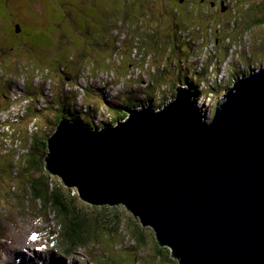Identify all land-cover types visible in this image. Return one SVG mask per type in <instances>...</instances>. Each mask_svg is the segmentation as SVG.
<instances>
[{"label":"water","instance_id":"obj_1","mask_svg":"<svg viewBox=\"0 0 264 264\" xmlns=\"http://www.w3.org/2000/svg\"><path fill=\"white\" fill-rule=\"evenodd\" d=\"M176 93L115 126L61 122L46 169L88 204L123 205L178 264H264V64L212 117Z\"/></svg>","mask_w":264,"mask_h":264},{"label":"rangeland","instance_id":"obj_2","mask_svg":"<svg viewBox=\"0 0 264 264\" xmlns=\"http://www.w3.org/2000/svg\"><path fill=\"white\" fill-rule=\"evenodd\" d=\"M86 1L87 0H21L14 4V0H11L12 5L10 4L9 10L5 12V5L3 4L2 0H0V11L2 12L1 17L9 18L12 21V24L10 25L4 24V22L0 20V47L4 43H12L11 40L14 34L13 26L17 21H23L26 22V24L36 22L39 28L41 27L44 29L45 27H47L48 22L49 24L51 23V21L47 20L46 15L51 17L53 12L55 11L58 16V18L56 19V26L61 25L60 32L57 31V41L65 45V51L75 52L72 45H77L80 49L83 50V54L85 55L82 60L78 58H72L70 64L66 62L64 66H62L64 74L62 73V68L59 69V65L61 64L60 60L62 59V57L58 56L54 58L52 56L48 61L49 67L45 64L43 65L44 69L45 67H47L50 71H44L40 69V67L42 66L38 65L37 63L31 62V49L29 46H27L26 48L20 46L19 49L15 50L16 52H9L10 54L6 58L7 60L0 61V70L4 74L17 73L18 70L20 71V74H18L19 77L17 81V89L15 88L17 91L14 90L15 94L20 96V93H23L25 83L27 87L29 86L27 89L35 88L34 90H39L41 94L46 97L44 98V100H39V102L43 106L42 108H39L41 109L40 112H37L39 110H35V108L33 111L30 110V112H28L29 114H27L28 117L26 119L28 121H25L24 123L19 122L20 125L18 126V128L13 127L14 135L15 131H17L16 133L26 132V135L24 133V136L22 137V140L24 141L21 143V148L19 147V144L16 143V140H19V136L14 137L6 129H3L4 124H0V256H2L0 264H17L22 262L24 257H26L27 262H22V264H28V261H30V259L28 258V255L24 253V251L29 252V256H34L35 253L33 252V250L39 253L35 256L40 257L38 259H35L34 262H29V264H44V260L49 261L50 264L52 262V257L55 261V264L59 263L61 259V264H178L176 258H173L168 247H160L159 245H157L156 240L153 236L154 232L152 228L142 227L140 225V221L138 219H135L134 216L123 205L113 206L118 209L109 206H90L91 204H88L79 197V193L76 188L66 187L59 176L52 175L50 172H48V174L44 171L45 166L43 165V160L39 158L41 154H38L39 156L35 154L33 157L38 161L41 160L42 162V168L36 170V172H33L31 174L33 177L26 176L23 172L26 168V162H23L24 165L22 164V166L20 167L16 166V163H12L14 159L13 154L22 153V150H24V154L22 155L21 160L25 161L29 159L26 149H29L34 145V142L32 141L33 134L30 132L31 128L37 127V132L41 137L51 133L52 123L55 121V117L60 114V109L63 108V105L59 102V93L63 94L65 92L63 98L69 95L73 96V92L76 93V97L78 96V100L74 95L73 102L72 99H68L67 104L69 102H72L73 105L74 103H76L75 105L77 106L83 103L80 106H84L85 108L95 107L99 109L98 111L94 109L95 114L93 115L95 116L94 120L97 124L101 123L102 120H110L111 117L108 115L107 109L109 108V105H111V103L121 104L124 97L128 99L132 95V93L130 92L131 87H139L140 85H138V83L141 84V81L135 80L134 77L132 81L124 78L122 82L125 88L123 86L120 89H118V87L120 86L116 88L110 86L107 88L108 90H119V94L112 99L107 92L105 93V90L103 91L104 93H102V91L100 90L102 88L98 86L99 83L96 79L97 77H100L102 75L107 76V71H112L113 68L119 69L120 64L124 62L126 63L129 60L130 62H132L131 58L129 57H131V54L135 55V53H131L130 50L135 44L134 41L139 43V40L138 38L130 40L128 38L129 34L127 29H130L132 27L137 29L136 32L134 31L130 33V38L136 36H139L141 38L144 45H146V50L140 49L141 54L144 55L145 52L149 53L151 49H155L153 47L155 40L151 39V42L149 38L155 36V32L160 29L159 26L163 25V20L158 19L157 15V18H152L150 15H148L151 8L148 2H146L145 10L143 12L141 10H134V18L131 20L132 22L125 23L126 25L128 24L127 26L117 20L111 21V24L113 26L112 35L111 38H107L110 40V48L105 52H101L98 50V48H100L101 43H103L101 36H103V33L107 29L108 23H106V20L104 19L95 21L93 19L91 8L88 14L85 15L84 11L91 7L86 5ZM99 1L100 5L105 4L104 0ZM105 1L107 4V0ZM209 1L211 2L213 7H216L218 1L221 5V11L219 13H216L215 10H206L203 17L200 18L199 24L205 23V26H203V28L206 29L207 34L211 35V39L209 43L205 41L202 44L201 39L204 37L205 32L203 30H200L198 32V37L195 36V41L198 43L194 45V47L198 50H203L205 46L206 50H204V52L200 54V56L205 61H207L209 65L213 62L211 64L210 70H216L215 65L217 63L219 64V68L221 70H228L227 72H230V66L240 64V61L243 58L241 54L243 53H245L246 57H249V51H251L252 61L254 63L252 61H249L248 59H245L242 60L241 64L251 66L252 62V69H258L260 67L259 63L264 64V27L244 30L239 25L241 24L243 26L244 20H246L245 17H250V13L248 11L245 12V6H243V4H250L253 2L254 6H256L254 8V11L257 8V10L260 11L264 9L261 8L262 4L264 5V0ZM235 5L236 8L234 11H237V16L233 13ZM112 7V9H115L114 11L116 17L119 18L124 15L126 4L123 3L119 6ZM255 14L256 16H262V12H255ZM141 15L145 17L142 18ZM240 15L241 18H243V21H241L240 24L238 23L237 29L235 30V32H232L233 24L230 26L228 22L231 18L233 19L234 17V19H239L237 17H240ZM146 16H148L149 18H147ZM138 18L140 20H143L144 23L139 21ZM31 27H35V25L31 24ZM236 37H240V39L234 40ZM69 42L72 43L70 44ZM56 49L57 48H54L53 50L55 51ZM178 49H180V52H182L181 47H179ZM225 50L227 52L228 50H230L229 56H227V60H223L226 56ZM156 52L158 55H152V53H150L151 57H149L150 60L147 61L146 65V59L142 60L146 68H144L142 62L138 60L134 61L133 64L140 69L139 71L136 70V72H140L143 68L145 70L144 74L142 75L144 78L142 76L138 77V79L143 81L147 80L150 83L148 85L144 84V87H149V85L152 86L153 80H155L156 78V82L154 83L155 85H157L156 89L154 88V86H152V88L149 87L146 93H151L155 89V93L158 97H160L161 94H164L166 97H168L166 98L167 103H171V99L173 97L172 93H174L175 88L172 85V83H174L173 73L170 72L168 75H166V73L162 77H159L160 79H157L156 74H154V70L157 71L158 68H161V65L163 63L161 55L162 53H164L163 57L166 62H172L173 60L176 61L177 56L175 55L176 59H173L172 54L169 51H163L161 49H157ZM237 55H239L240 58H237ZM65 56L66 57L64 59L68 61L69 57L67 55ZM92 56H94V58H92ZM77 60L83 61L82 68L75 66V62ZM94 62H97V64L100 66L98 67L96 64L98 70H100L101 73L96 75V78L92 79L91 63L94 65ZM7 64L9 65L8 67H2V65ZM228 64L229 66H227ZM125 65L128 66L129 64L126 63ZM197 66H200V64H197ZM26 67L28 69L27 72L24 71V68ZM33 67L39 69L35 70ZM73 69H76L75 72H73L75 74L71 73ZM236 69L237 67L234 66L232 68V72L234 71L235 73ZM184 73L186 74V76L190 74L189 79L191 80L195 76L194 68L189 66L188 64L184 68ZM119 74L124 76V73L121 69L119 71ZM224 76L225 75H221L220 78L223 79ZM241 76V74L238 75V77ZM3 77L5 78V76L0 73V82H2ZM5 81H8V79L6 78ZM29 81L31 82V85L27 83ZM74 82L75 84H73ZM220 83L223 85L222 81ZM89 84L93 85L91 86V88L94 90L87 91L85 99L83 92L85 93L87 87L90 86ZM233 84L230 85L231 87H229V89L232 88ZM142 91L143 90L141 88L139 94L142 95V98L140 100L143 101L144 93H142ZM125 92H127L128 94L125 95ZM217 95L218 96L216 104H214L213 99H204L202 103L198 104V108L202 111H206L208 109L212 110V108L217 105V102H219L224 96L223 92L220 90L217 91ZM5 96H7L6 89L3 86H0L1 104H6L7 101L5 99ZM10 96L13 100L20 98L15 97L11 93ZM34 97L35 96H32V98ZM132 97L134 96H131V98ZM45 99L52 101L50 103L49 101H45ZM152 103L155 104L154 102ZM21 105H23L24 107H28L27 102H22ZM158 105L159 104H155V106H152L156 109L157 107H159ZM31 106H34L33 103L31 104ZM101 107H105V110H101ZM86 110V113H88L89 109ZM110 111L112 114H116L115 109L110 108ZM213 113L214 110L210 114V117L211 115L213 116ZM23 114L24 112L20 113V111L16 109H10L8 111V115H13L15 117L21 116ZM8 115L0 116V123L3 120L8 119ZM33 121L34 123H32ZM35 121H37V123H35ZM125 121L126 120L124 119L123 122ZM28 122L30 123L27 124ZM2 123H4V121ZM15 160L17 163L19 162V159L15 158ZM11 164H14L12 178L9 177L11 176L10 172L12 171ZM42 175L48 176L52 185L59 189L68 198V201H73V204L76 206V208L79 207V209L83 211L82 215H85V217H92L88 212V210H90V212L93 213L94 220H96L97 223L100 224V226L105 225V223L109 220V223L104 228H100V231L98 233L99 236L97 237L98 241L94 239H91L90 242L89 239L82 241L80 240L76 244L71 246L67 255L61 252L60 241L62 238V234L65 231L63 225L64 217L58 219L57 215L53 212H50L49 214L48 210H46V208L41 205L40 202L35 201L32 196H30L29 191L27 190L30 182L33 180L41 179L40 177ZM11 187H15V193L13 195L9 192ZM24 195L25 197H27L25 198ZM115 211L121 214H118V218L113 220ZM107 215L110 216V219H108ZM113 225L117 226V230L116 228H112ZM120 228L121 230H119ZM136 228H141L140 232H143L145 234V236L147 237L146 241H138L137 244L132 241L133 238H136ZM31 237H35V239H31ZM12 246L17 248L18 250L13 249ZM48 252H53L52 256L51 253ZM44 253H47V255H42ZM169 253L171 257L169 256ZM41 256L43 257V259Z\"/></svg>","mask_w":264,"mask_h":264},{"label":"trees","instance_id":"obj_3","mask_svg":"<svg viewBox=\"0 0 264 264\" xmlns=\"http://www.w3.org/2000/svg\"><path fill=\"white\" fill-rule=\"evenodd\" d=\"M18 1H21V0H14V4H16ZM2 2L5 5L4 10L6 12V8L7 9L9 8V6L11 4V0H2ZM86 2H87L86 5L91 6V7H89L86 11H84L85 15L88 14V12L90 11V8H91V10H92L91 12L93 14V19L95 21L100 20V19H104V20H106V23H108L107 29L103 33V36H101L103 43H101L100 48H98V50L101 52H105L110 48V43H109L110 40L107 38H109V37L111 38V35H112L113 26L111 24V21L117 20V21L122 22L123 24L132 22L131 20L134 18V15H135L134 10H141L143 12L145 10L146 2H148L149 6L151 8L148 15H150L152 18L156 17V15H157L158 19L163 20V25L159 26L160 29H158L155 32L156 37L154 36V37L149 38L150 41H151V39L155 40L154 45H153V47L155 49L154 50L151 49L152 52L150 51L149 53L145 52L144 55L141 54L140 49L146 50V45H144L141 38L139 36H136V35H135L136 37L130 38V33L134 32V31L136 32L137 29H135L134 27L127 29L128 34H129L128 38L130 40H134V38H138V40H139V43L134 41L135 44L133 45V47L130 50V52L131 53L134 52L135 55L134 54L132 55L130 53L131 57H129V58H131L132 62H130V60L128 62H126L129 64L128 66L125 65L126 63L124 62V63L120 64L119 69L113 68L112 71H107V73H108L107 76L109 78H113V79L118 80L116 82H120V81L124 80V78L132 81L133 77L135 78L136 70H138V71L140 70L139 67H137L133 64L134 61L138 60V61L142 62V60L146 59V62H145V65H146L147 61L150 60L149 59V57H151L150 53H152V55H158L156 51H157V49L158 50L161 49L163 51H165V50L169 51L172 54L173 59H176L175 55L177 56L176 61L173 60L172 62H170V61L166 62L164 57H163L164 53H162L161 54L162 55V62H163L161 65L162 69L157 67L158 70L156 71L153 68V70L155 72L154 74H156L157 79H160L159 77H162L166 73H167L166 75H168L170 72L173 73L174 83H172V85L175 88H174V93H172L173 97L171 100H175L176 95H177L176 92L178 89H184V90H186V92L188 91L190 93V95L192 97H194L195 99H197L201 95V93H200V87H201L200 83L201 82L196 78H193L192 80L189 79L190 74L186 76V74L184 73V68L186 67L187 64L194 68V64H192L190 62L191 60L195 59V57H194L195 54L192 53L193 51L200 55L205 50V46H204L203 50L202 49L198 50L197 48L194 47V45H196L198 43L195 41V36L198 37V32L200 30L201 31L203 30L205 32L204 37L201 39L202 44L205 41L208 43L210 42L211 35L207 34L206 29L203 28V26H205V23L204 24H199V23H200V18L203 17L206 10H211V11L215 10L216 13H219L221 11V5L218 1H217L216 7H213L209 0H204V3H202L201 0H133V1L132 0H107V4H106V1L104 0L105 4H103V5H100L99 0H90V1L87 0ZM101 2H103V1H101ZM123 3L126 4V9L124 10L125 13L123 16L118 18L115 16V11H114L115 9H112L113 8L112 6H119L120 4H123ZM258 5H257V7H258ZM243 6H245V12L248 11L250 13L249 14L250 17H248V18L245 17L246 20H244L243 26L240 24V22L243 21V18H241V15H240V17H237L239 19H234L235 17L233 19L231 18L229 20L228 24L230 26L233 24L232 32L233 31L235 32V30L237 29L238 23L240 24L239 26H241V28H243L244 30L251 29V28L256 29L258 27H264V9L258 11L257 10L258 8H257L254 11V8L256 6H254L253 2L250 4L244 3ZM235 8H236V5L233 9V13H234V15L237 16V13H236L237 11L236 12L234 11ZM261 8H264L263 4H262ZM255 12H257V13L262 12V16H256ZM1 13L2 12L0 11V16H1ZM21 17H20V19H21ZM46 17H47V20L51 21V23L49 24V22H48L47 27H45L44 29L41 27L39 28V26L36 22L26 24V22L20 21L22 29H26V30H24V33L31 34L35 38V39H32L31 38L32 36L26 37V39L29 38V39L34 40L32 42L35 43V44H32L30 47V49H31L30 50L31 51L30 52V55H31L30 59H31V62L37 63L38 65L42 66V67H40L41 70L48 71L49 69L47 67H45V69H44L43 65L45 64L46 66H48V63H49L48 61L52 56L54 58L60 56V57H62V59L60 60V63L62 65L61 64L59 65V67H60L59 69L62 68V73H63V67L62 66H64V64L66 62L68 64H70V62L72 61V58L73 59L78 58V59L82 60V58L85 55L83 54V50L80 49L77 45H72L75 52L74 51H65V45L63 43H61V42L59 43L57 41V31L60 32V30H61V25L56 26L57 25L56 19L58 18L57 13L54 11L51 17H49L48 15H46ZM141 17L143 18L145 16L141 15ZM146 17L149 18L148 16H146ZM2 20L1 21L4 22V24H10L9 20H8V22H5V19H2ZM138 20L141 21L142 23H144L143 20H140L139 18H138ZM31 24L35 25V27H31ZM244 27H248V28H244ZM159 30H160V33H159ZM36 31H39V32H36ZM244 34H246V33H244ZM160 37H162V38H160ZM238 39H240V37H236L234 40H238ZM127 41H129V40H127ZM69 43L71 44L72 42H69ZM177 45H178V47H177ZM179 47H181L182 52H180V49H178ZM54 48H57V49L54 51L53 50ZM67 48H68V46H67ZM229 52H230V50H228V52L226 51V56L223 60L227 59V56H229ZM179 54H180V56H179ZM65 55H67L69 57L68 61L64 59L66 57ZM73 55H75V56H73ZM94 56H92V58H94ZM241 56H243V58L241 59L240 64L242 63V60H245V59H248L249 61L252 60L251 51H249V57H246L245 53L241 54ZM45 58H46V60H45ZM111 58H113V57H111ZM237 58H240V56L237 55ZM81 60H77L75 62L76 67L82 68V62L83 61H81ZM252 62H251V66L242 65V64L241 65L236 64V65L230 66V70H229L230 72H228V74L230 73V75H229V77L226 78V82L228 81L229 87H231L230 85H232L234 83V81L239 78L238 75H240V74L244 75V74H247L249 72V70L253 66ZM96 64H97V62H94V65L91 63V65H92V67H91L92 79L96 78V75L101 73L100 70H98V68H97V66L98 67H100V66L98 64L96 66ZM142 64H143V62H142ZM145 65L143 64L144 68H146ZM259 65H262V63H259ZM234 66L237 67L235 73H234V71L232 72V68ZM33 68L35 70L39 69V68H35V67H33ZM144 68L141 70L142 72L145 71ZM120 69L123 71L124 76L119 74ZM206 69L207 68L205 67V70ZM75 70L76 69H73V71H71V73L75 74V73H73V72H75ZM93 70L96 72H94ZM194 70H195V68H194ZM24 71L25 72L28 71L27 67L24 68ZM161 72H162V74H161ZM12 74H20V71L18 70L17 73H12ZM183 77H185V78H183ZM197 77H198V75H197ZM202 77L203 76L201 75L200 78H202ZM155 82H156V78H155V80H153V85H152L156 89L157 85L154 84ZM27 83L29 85H31L30 81ZM2 84H3V81L0 82V86H3L6 89V94L9 96V98H8V101L6 102V104H1V102H0V115L5 114L12 107H16V106H19L17 109L20 111V113L24 112L23 115L18 116V119L16 122L8 123V121H7L3 125L4 126L3 129H6L11 135H13L14 137L19 136L18 137L19 140H16V143H18L19 147L21 148V146H22L21 143L24 141V140H22V137L24 136V133L26 135V132L16 133L17 131H15V135H14L13 127L18 128V126L20 125L19 122L24 123L25 121H28V120H26V118L28 117L27 114H29L28 112H30V110L33 111L35 108V110H37V109L39 110L37 112H40L41 109H39V108L40 107L42 108L43 106L41 105L39 100L40 99L43 100L45 97H44V95L41 94V92L39 90L38 91L34 90L35 88L27 89L29 87L28 86L24 89V93H20L21 98L14 101L13 99H11L10 93L14 92V90L17 91L16 90L17 88L15 89L14 88L15 86H12V85L9 87L7 85L5 86ZM73 84H75V82ZM138 85H140V83H138ZM152 86H150V87L152 88ZM223 86H225V85H223ZM221 88H222V86H221ZM155 89L151 93H145L143 101L140 100L142 98L141 95H140V99H137L138 94L134 95V97L131 98V96H133V94H132L130 96V98L129 99L126 98L127 101H125L122 104L111 103V105H109V108L107 109L108 112L106 111L108 113V115L111 117L110 120H106V121L102 120L101 123H97V124H96V121L94 120L95 116H93L95 114L94 107H93V110L92 111L89 110L88 113H86L83 110L84 106L82 107L83 109L81 108L78 110V108L76 106L71 104L73 102L74 95L76 96V93L73 92L72 93L73 96L69 95V96H65L64 98H63V95L65 92L63 94L59 93L58 94L59 102L63 105V108L60 109V114H58L55 117V121L52 123L51 133L46 134L45 136L41 137V136H39V134L37 132V130H38L37 127L31 128L30 132L33 134L32 141L34 142V145H33V147L26 149L29 159L25 160V161L21 160L22 155L24 154L23 153L24 150H22V153H14V154L12 153L14 156L12 163H16V166L20 167V166H22L23 162H26V168L24 169L23 172L25 173L26 176L33 177L31 174L33 172H36V170L42 168L41 160L38 161L36 158H33V157L35 154L36 155L41 154L40 156L39 155L38 156L40 159L43 160V165L45 166L44 171L48 173L49 171L46 169V159L49 155L48 140L57 131L58 126L61 122L82 124L85 127L92 128V129H94V128L102 129V127H105V126H114L118 122L123 121L124 119L127 120L128 116L126 114V111H128V110L138 109L140 107L146 106L147 103L151 107H152V105H155V104H159L158 105L159 108L163 107L167 103L166 98H168V97H166L164 94L163 95L161 94V96L158 97L155 93ZM10 90H11V92L9 93ZM28 90H31V91H28ZM91 90H94V89H92L91 85H90L89 87H87V90H85V93L83 92L85 99H86L87 91H91ZM217 90H219V88L216 85H214L213 92H210V96L216 94ZM101 91H102V93H104L103 90H101ZM148 92H149V90H148ZM203 95H204V97L207 96L206 93L205 94L203 93ZM32 96H35L36 98L35 97L32 98ZM63 99H64V102H63ZM68 99H72V102L71 103L69 102L67 104ZM46 101L47 102L49 101L51 103L52 100L47 99ZM22 102H27L28 107H23L21 105ZM152 102H154L155 104H153ZM32 103L34 106H31ZM166 105H168V103ZM31 108H33V109H31ZM110 108L115 109L116 114H112L110 111ZM97 111H98V109H97ZM29 123L30 122H28L27 124H29ZM33 123H34V121H33ZM35 123H37V121H35ZM1 124H3V123H1ZM15 158L19 159L18 163L16 162ZM19 163H21V164H19ZM11 165H12V171L11 172L9 171L10 175H11L9 177L12 178L13 177V165L14 164H11ZM40 178L41 179H39V180L31 181L27 190L29 191L30 196H32V198L35 201L40 202V204L43 205L46 208V210H48L49 214H50V212H53L54 214L57 215L58 219L64 217L63 225H64L65 231L62 234V238L60 241L61 252L63 254L67 255L69 253V249L71 248V246H73L74 244H76L80 240L82 241V240L89 239V242H90L91 239H94V240L98 241L97 237L99 236L98 233L100 231V228H102V227L104 228L109 223L108 222L109 220L105 223V225L100 226V224H98L97 221L94 220L93 213L90 212V210H88V212L90 213V215L92 217H85V215H82L83 211L81 209H79V207L76 208V206L73 204V201H71V202L68 201V198L59 189H57L56 187H54V185H52L48 176L42 175ZM14 191H15V187H11V189L9 190V192L12 195L15 193ZM24 197H25V195H24ZM90 206L113 207V206H117V205H93V204H91ZM113 208L118 209L116 207H113ZM84 211H86V210H84ZM116 212L117 211H115V216H114L113 220L118 218L117 216L119 213L117 212V214H116ZM107 217H108V219H110L109 215H107ZM112 228L113 229L116 228V230H117L116 225H113ZM140 229L141 228H136V232H135L136 238H133V240H132V241H134L135 244H137L138 241H146V239H147L145 234L143 232H140ZM119 230H121V228ZM153 236L155 238V235H153ZM155 240H156V238H155ZM156 243H157V245L160 246V244L158 243L157 240H156ZM170 251H171V249H170ZM171 254H172V252H171ZM169 256L171 257L170 253H169ZM172 256H173V254H172ZM177 263H178V261H177Z\"/></svg>","mask_w":264,"mask_h":264},{"label":"clouds","instance_id":"obj_4","mask_svg":"<svg viewBox=\"0 0 264 264\" xmlns=\"http://www.w3.org/2000/svg\"><path fill=\"white\" fill-rule=\"evenodd\" d=\"M206 50V49H205ZM203 53V52H202ZM214 55V54H213ZM196 57H198V59H197V63L198 64H200V66H198V72L196 73L195 71H194V74H195V76H194V78H196V79H198V77H197V75L199 76V81L201 82L200 83V85H201V87H200V93H201V95L197 98V99H195L194 97H192V99L194 100V102H195V106H198V104L199 103H202L203 101H204V99L205 100H214V104H216V101H217V93L216 94H214V95H212V96H210V92H213V89H214V85H216L218 88H219V90L220 91H222L223 92V95L226 93V91L229 89V83H228V81L226 82V78L227 77H229V74H228V70H225V71H223V70H221L220 68H219V64H217L216 63V65H215V67H216V70L214 69V70H210V68H211V64L213 63H211L210 65H209V63L207 62V61H205L199 54H197L196 53ZM191 62V61H190ZM193 62V61H192ZM191 62V63H192ZM193 64V63H192ZM228 66V65H227ZM205 67L207 68L206 70H205ZM251 69H252V67H251ZM250 69V70H251ZM205 70V71H204ZM218 70H220V71H218ZM218 72H221V74H218ZM137 74H144V72H135V75H137ZM207 74V75H206ZM201 75L203 76L202 78H200L201 77ZM221 75H225L224 76V78L222 79V78H220V76ZM205 77V78H204ZM223 82V85H225V86H223L220 82ZM221 86H222V88H221ZM226 88V89H225ZM106 87H105V92H107L106 91ZM103 90V91H104ZM218 91V90H217ZM216 91V92H217ZM203 93L205 94L206 93V97H204V95H203ZM46 98V97H45ZM138 99H140V98H138ZM44 100V99H43ZM45 101H46V99H45ZM172 102L174 101V100H171ZM171 102V103H172ZM170 104V102H168V105ZM148 106H150L149 104H148ZM147 105L146 106H143V107H140V108H138L137 110H139V109H142V108H144V107H148ZM155 106V105H154ZM166 106V104L163 106V107H157L156 109L155 108H153V106H152V108L154 109V110H156V111H161L164 107ZM78 109H81L82 107L81 106H79V105H77L76 106ZM151 107V106H150ZM215 108L216 107H214V108H212V110H210V109H208V110H206V111H202L201 109H199V108H197V109H199V110H201L203 113H206L207 111H209V114H211L212 113V111L213 110H215ZM83 109V108H82ZM86 109H89V108H85L84 107V111L86 112L87 110ZM99 110V109H98ZM101 110H105V107H101ZM213 115H214V113H213ZM211 117H212V115H211ZM33 123V122H32ZM115 126V125H114Z\"/></svg>","mask_w":264,"mask_h":264},{"label":"flooded vegetation","instance_id":"obj_5","mask_svg":"<svg viewBox=\"0 0 264 264\" xmlns=\"http://www.w3.org/2000/svg\"><path fill=\"white\" fill-rule=\"evenodd\" d=\"M201 2L204 3V0H201ZM8 10H9V8L8 9L6 8V12ZM2 19H5V22H8V20H9L10 25H11L12 21L9 18H6V17L3 18L0 16V20H2ZM20 26H21L20 21H17L13 26L14 27V29H13L14 34H13V38L11 40L12 43H10V42H8L7 44L4 43L0 47V61L7 60L6 58L9 56V54H10L9 52H12V51L19 49L20 46L26 48L27 46L31 47L32 44H35L32 42V41H34L32 39H35L33 37V35L24 33V29H22V27H20ZM16 29H17V31H16ZM26 37H31L32 39H29V38L26 39ZM8 66H9L8 64L2 65V67H8ZM19 68H21V67H19ZM9 71H11V70H9ZM0 73L5 76V78L4 77L2 78V81H3L2 85H5V86L7 85L9 87L12 85V86H15L14 88L17 87V81H18V77H19L18 74H12V73L4 74L1 70H0ZM6 78L8 79V81H5ZM10 92H11V90L9 91V93ZM8 98H9L8 95L5 96L6 101H8Z\"/></svg>","mask_w":264,"mask_h":264},{"label":"built area","instance_id":"obj_6","mask_svg":"<svg viewBox=\"0 0 264 264\" xmlns=\"http://www.w3.org/2000/svg\"><path fill=\"white\" fill-rule=\"evenodd\" d=\"M15 97H20V98H21V96H19V95H18V96H15ZM16 100H18V99H16ZM16 100H14V101H16ZM22 106H23V105H22ZM18 107H19V106L12 107L11 109H16V110H18V109H17ZM23 107H24V106H23ZM5 115L7 116V115H8V112H6V113L3 114V115L1 114L0 116H5ZM8 117H9L8 119L3 120L4 123L7 122V121H8V123H14V122H16L17 119H18V116L15 117V116H13V115H8ZM3 121H2V122H3ZM2 122H1V123H2ZM1 123H0V124H1ZM4 123H3V124H4Z\"/></svg>","mask_w":264,"mask_h":264},{"label":"bare ground","instance_id":"obj_7","mask_svg":"<svg viewBox=\"0 0 264 264\" xmlns=\"http://www.w3.org/2000/svg\"><path fill=\"white\" fill-rule=\"evenodd\" d=\"M7 56V55H6ZM252 61V60H251ZM27 86H26V84L24 83V89L26 88ZM43 89V88H42ZM23 93H24V91H23ZM25 101V100H24ZM27 119V118H26ZM30 119H32V118H30Z\"/></svg>","mask_w":264,"mask_h":264},{"label":"snow or ice","instance_id":"obj_8","mask_svg":"<svg viewBox=\"0 0 264 264\" xmlns=\"http://www.w3.org/2000/svg\"><path fill=\"white\" fill-rule=\"evenodd\" d=\"M31 239H33V240H34V239H35V237H31Z\"/></svg>","mask_w":264,"mask_h":264}]
</instances>
